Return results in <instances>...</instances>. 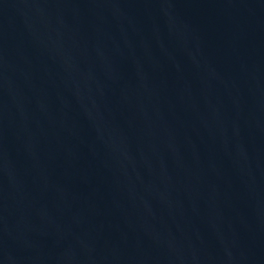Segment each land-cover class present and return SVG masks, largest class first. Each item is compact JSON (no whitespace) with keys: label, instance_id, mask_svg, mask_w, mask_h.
I'll use <instances>...</instances> for the list:
<instances>
[{"label":"water","instance_id":"water-1","mask_svg":"<svg viewBox=\"0 0 264 264\" xmlns=\"http://www.w3.org/2000/svg\"><path fill=\"white\" fill-rule=\"evenodd\" d=\"M0 264H264V0H0Z\"/></svg>","mask_w":264,"mask_h":264}]
</instances>
